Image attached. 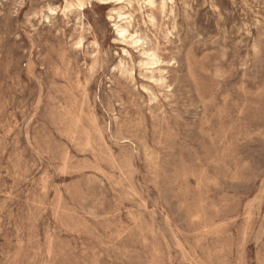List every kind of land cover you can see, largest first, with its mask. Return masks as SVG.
<instances>
[{
	"label": "rangeland",
	"instance_id": "1",
	"mask_svg": "<svg viewBox=\"0 0 264 264\" xmlns=\"http://www.w3.org/2000/svg\"><path fill=\"white\" fill-rule=\"evenodd\" d=\"M161 1L0 0V264H264V0Z\"/></svg>",
	"mask_w": 264,
	"mask_h": 264
},
{
	"label": "bare ground",
	"instance_id": "2",
	"mask_svg": "<svg viewBox=\"0 0 264 264\" xmlns=\"http://www.w3.org/2000/svg\"><path fill=\"white\" fill-rule=\"evenodd\" d=\"M78 2L82 3L83 0H77ZM131 1V0H130ZM146 3L154 7L156 4V0H145ZM172 0H162L161 1V8L163 10L166 9L167 2ZM120 2H123V0H120ZM134 3V2H133ZM138 4V3H137ZM132 6V4H129ZM69 6V5H68ZM69 8V7H68ZM72 8V7H71ZM141 9V8H140ZM143 10V9H142ZM117 21L114 24L116 33L121 41V44L123 45V53L125 55L131 56L130 47L134 48H144L146 44V40L144 37H142L138 32H132L131 26H132V15L130 13H126L123 11H115ZM164 14V13H163ZM171 14V13H170ZM151 20H154L153 18ZM144 54L147 56V58L153 62V64L160 62L159 55L154 51H145ZM122 64V63H121ZM140 64V63H139ZM156 72V71H155ZM159 72V69H158ZM165 73V71H164ZM151 92V91H150ZM161 94V93H160ZM83 111H81L82 114ZM115 114V113H114ZM95 119V118H94ZM80 121V120H79ZM79 126V124H78ZM96 130V129H95ZM90 131V130H89ZM103 133V132H100ZM76 135V134H75ZM102 135V134H101ZM92 136V135H91ZM103 137V136H102ZM94 149V147H93ZM146 150V148H145ZM112 152V151H111ZM114 158V157H113Z\"/></svg>",
	"mask_w": 264,
	"mask_h": 264
}]
</instances>
